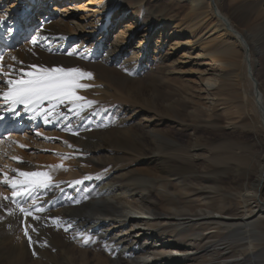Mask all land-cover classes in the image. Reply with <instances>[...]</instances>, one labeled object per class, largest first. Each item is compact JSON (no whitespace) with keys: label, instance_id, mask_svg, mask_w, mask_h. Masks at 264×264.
<instances>
[{"label":"bare ground","instance_id":"6f19581e","mask_svg":"<svg viewBox=\"0 0 264 264\" xmlns=\"http://www.w3.org/2000/svg\"><path fill=\"white\" fill-rule=\"evenodd\" d=\"M132 1L127 14L123 8L126 0H0V19L8 21L0 25L4 65L13 64L15 57L23 62L14 64L17 71L36 65L91 72L93 79L80 81L91 87L77 89V95L94 101L78 113L67 102L60 104L48 112L46 123L43 113L25 111L21 105L16 106V115L0 99V116L4 117L0 120V179L3 173L15 176L11 169L48 172L52 178L49 188L20 201L39 220L25 218L18 206L10 207L11 189L0 184V193L9 197L6 201L0 197V264H28L32 252L43 264H74L85 234L104 240L92 241L90 247L96 255L92 254L89 264H264V155L257 179L246 176L243 188L235 189L232 197L224 195L222 187L220 191L210 188L212 192L204 194L200 191L207 186L200 178L191 177L198 149L178 138L171 123L165 130L147 125L157 115L155 107L165 116L177 113L178 98L155 95L163 82L168 88L172 81L191 96L186 97L188 103L195 99L200 108L196 119L212 118L204 125L216 133L239 132L240 127H246V121L242 122L245 118L253 126L252 118L236 104L242 99L247 108L252 94L264 120V94L254 75L252 49L246 39L251 26L264 23V0H248L247 5L255 6L253 12L246 10V0ZM38 3L43 5L41 11L35 10ZM118 22L120 28L115 33L111 30ZM13 37L26 40L16 47ZM68 52L74 54L69 56ZM92 65H101L105 71L120 70L127 79H146L155 68L161 73L149 80L146 90L132 94V103L119 95L111 98L110 103L130 104L132 108L126 117L121 111L111 116L101 109L91 110L108 103L105 93L97 94L104 86ZM144 101L153 107L142 108L139 103ZM43 108H48L47 102ZM98 111L111 120L109 129L94 124ZM192 122L183 126L190 131L186 136L189 140L197 133ZM97 129L103 132H91ZM128 137L143 149L139 156L127 155L124 160V155L116 154ZM112 152L115 156L109 157ZM219 155H212L213 179L208 181L218 187L223 183V172L229 170L219 165ZM107 159L116 160L117 166H106ZM142 171H150L152 176ZM237 178L234 184L241 181V176ZM76 180L83 183L74 184ZM132 181L141 184L135 187ZM177 188L186 198L183 204V198L170 191ZM116 192H131L132 199L124 201ZM162 196L167 208L157 200ZM252 199L259 205H249ZM123 201L129 213L140 215L135 217L138 222L123 218L122 230L141 228L137 232L143 233V238L139 239L138 233L125 236L109 232L99 219L112 221L122 216ZM228 201L240 206L237 215L228 212ZM36 207L44 211L36 212ZM7 208L13 214L4 212ZM254 212L258 216L252 215ZM26 223L32 226L28 228L31 245L24 235ZM20 224L23 230L18 228ZM178 227L182 231L178 232ZM169 234L179 238L177 242ZM103 250L106 254L101 258ZM73 253L77 257L73 258Z\"/></svg>","mask_w":264,"mask_h":264},{"label":"rangeland","instance_id":"374dc122","mask_svg":"<svg viewBox=\"0 0 264 264\" xmlns=\"http://www.w3.org/2000/svg\"><path fill=\"white\" fill-rule=\"evenodd\" d=\"M249 1L246 0V10H250L251 12H253V8L255 6H249V4L247 5ZM133 1L132 0H126V2H124L123 4V8L126 9V13L130 14V10H131V6H132ZM42 3H38V5L36 6L35 10L36 11H41L42 10ZM128 8V10H127ZM130 9V10H129ZM139 19H141L139 17ZM143 21H146V19H141ZM258 23V24H257ZM256 25L251 26L249 29V32L251 33V35L246 38L248 43L251 46L252 52L250 55L251 58V63L253 65V70H254V75L256 77V79L259 82L260 85V90L261 92L264 94V23L262 22H256ZM120 28V22H118L115 27H113V29L111 31L114 30V32L116 33V31H118ZM26 39L22 38H12V44L16 45V47H20L23 43L25 42ZM95 64V63H94ZM92 71H94V73H96L98 76H100V78L102 79V82H100L104 88L100 91L97 92V94H102L105 93V99L106 101H108L107 104L103 105V106H94L91 110L94 112H97V109H101L102 111H105L106 113L108 112L109 115L114 116L117 112H122V115H125L126 117V111H131L132 108H130V104H126V105H121L119 103H113V102H109V100L111 98H117L119 95L120 97H125L127 99H129V101L132 103L133 100L135 99L132 97V94L137 91H144L147 89V85L149 83V80L151 79H157L159 74L161 73L160 71H158L155 68V71H153L152 73H150V75L147 76V78L149 79H140L139 77L133 78V79H127L125 76V74L117 69H107L110 71H105V69H103L101 67V65H92V67H90ZM154 77V78H153ZM126 78V79H125ZM113 80V81H112ZM147 80V81H146ZM129 81V82H128ZM113 82V83H112ZM115 82V83H114ZM128 82V83H127ZM174 81L170 82V85L168 88L166 87L167 85L164 84L165 82H163L160 86V88H158L156 91L155 95H160V96H164L165 98H171V99H179L181 101L180 105L178 104V108L176 107L177 113H171L169 116H165L162 113H160L159 111L156 110L155 107V111H156V116L155 118L152 119L153 122H149L147 123V125H149V127H153V125L155 127H158V129L160 130H165L166 128H170L169 124L171 123V126H175V134L178 138L183 139L185 141V143L190 144L191 149L192 148H196L198 149V154L199 156H197L195 158V173L191 175V177H198L201 179V182L204 184L203 186H207V188L203 191H200L201 193L206 194V192L211 193L212 190L210 188H220L222 187L221 191H226L224 193V195L230 196L232 197L234 195V190L239 188H243V184L245 183V177H250L253 180L257 179L258 176V170L259 168L262 166V157L264 155V126H261V124L263 125V119L261 117V109L258 105V102L256 100L255 94H252L251 89L248 87V89L251 92V96H250V101H249V105L247 108H244L243 104H241L240 100H237L236 104L241 108V111L244 112L245 114H248L250 116V118H252L253 122V126L251 127V125L248 123V119L245 118L242 120V122L246 121L245 125L246 127L241 128L240 127V131H228L230 133L227 132H219L216 133V131L214 129H212L210 126H205L204 123L207 120H212L211 117L207 116V117H197V115L199 114V107H197V104L195 103V99L192 100V103H188L187 102V98H190L191 96L188 95V92H186V90L182 89L179 90L178 89V84L173 83ZM173 87H175L174 89H172ZM138 88V89H137ZM161 89V90H160ZM171 89V90H170ZM177 89V90H176ZM169 92H168V91ZM192 90V91H190ZM189 91L194 93L193 89H190ZM132 91V92H131ZM108 92V93H107ZM160 92V93H159ZM154 96V94H153ZM140 106L142 108H152L153 106L148 105V103H146L144 101V103L140 102L139 103ZM217 113H219L221 111V107H219L217 110ZM124 113V114H123ZM241 113V112H240ZM103 113H99L98 111V116H96L94 118V124L99 125L101 127H104L106 129H109L111 127V120L109 122L108 117H103V115H101ZM242 114V113H241ZM142 116V115H141ZM140 116V117H141ZM213 117V116H212ZM192 121H194L195 123H193ZM169 122V123H168ZM189 122H192V127L194 129L197 130V133L195 134V140L194 138L189 140V138H187L186 136H188L190 134V131H187L183 128L184 125L188 124ZM134 123V122H133ZM106 125V126H105ZM197 128H196V127ZM162 129H161V128ZM251 127V128H250ZM41 128V126H39L38 128H36L35 130H39ZM30 131V130H28ZM97 131V132H94ZM93 134H97V133H101L103 132L100 129L97 130H93L91 131ZM124 141H126V143L122 144L123 149L119 150V154H116L117 156L120 155H124L123 157H126L124 160L128 159L130 157L135 158L136 156H139L141 154V151L143 149V147H141L140 145H138L137 143L134 142V140H132L130 137L126 138ZM200 149V150H199ZM26 150V149H23ZM27 151V150H26ZM140 152V153H139ZM219 153L220 155L218 156V162L220 166H227L226 169H229L227 171L223 172V176H221L223 178V183L220 184V186L218 187L215 184H208L209 179H213L212 175L210 174V169L213 167V163H214V158L212 157V155H215V153ZM114 152H112L113 154ZM110 154L109 157H114L115 155ZM126 155V156H125ZM134 155V156H133ZM104 156H107V153L104 154ZM119 156V157H120ZM121 157V158H123ZM110 162L106 163V166L109 167H116L117 166V162L114 159H107ZM106 161V160H105ZM226 172H230L229 176H226L225 173ZM135 170L132 171V174H135ZM142 174H147L152 176V174L150 173V171L148 172H141ZM237 176H241V181L237 184H234ZM133 182V183H132ZM130 182V184H134L133 186H139V184L137 181H132ZM194 182V181H193ZM137 184V185H136ZM194 184H196V182H194ZM181 188H177L174 191L170 190L172 192H176L178 193L176 195L179 196V198H183V201L180 204H183L185 202V196L183 195H179ZM120 193V194H119ZM182 194V193H180ZM116 195L121 198L124 199V201H128L130 199H132V193L131 192H126V193H121V192H116ZM212 195V194H211ZM210 195V196H211ZM217 197L219 195L215 194ZM262 197L264 199V189H263V193H262ZM193 197L191 196L190 199H192ZM194 198H198L197 196H195ZM110 199V198H109ZM157 200L159 201V204H164V206H166L167 208V203L164 201L165 198L162 197H158ZM123 201V205L121 204V207H123L124 212L123 215L120 217H116L115 220H109V218H99L102 222L105 223V227L106 230H108L109 232H121L122 235L128 236V235H134L136 233H138V229L142 230L141 228L138 229H133V230H122L123 227V223L121 222L123 220V218L125 219H129L132 221H137V219L135 218L136 216H139L140 214H134L133 213H129V207L128 204ZM211 201V199L209 200ZM111 202V201H110ZM193 202H195L193 200ZM201 203H203V201H200ZM250 204L249 205H255L256 200L252 199L249 201ZM196 204H198L197 202H195ZM228 203L230 204V206L227 208L228 212L230 214L233 215H237L239 212V205L237 204V202L233 203L228 201ZM258 204V203H257ZM8 205L10 207H16L17 205H15L12 200L8 203ZM15 205V206H14ZM195 205V204H194ZM259 205V204H258ZM182 206V205H181ZM194 208H198V207H194ZM7 209H4V212H9ZM164 209V208H163ZM252 210H256V209H252ZM164 211V210H163ZM129 213V214H128ZM256 212H254L252 215H254L255 217L258 216L257 214L255 215ZM141 220V219H140ZM147 220V219H146ZM118 221V222H117ZM115 222H117L115 224ZM18 228L20 230H23V225L20 224V226H18ZM17 228V229H18ZM18 229V231H19ZM6 231H8V229L5 228ZM170 230V229H168ZM178 232L182 231V227H178ZM138 231V232H137ZM169 232V231H168ZM143 233H138L137 237L139 239L143 238L142 236ZM17 234H14V236ZM170 235V234H169ZM91 234H85L83 235V237H81V235L79 237H81V251L78 253L80 256L78 258H76L75 260H72V262H74V264H89L90 262L88 260H90L91 258H93V255H96V253L94 252V248L90 247V245L92 244V241H96L94 239V236ZM172 236V239H175L176 242L179 238H177L174 234L170 235ZM78 237V238H79ZM85 239H88V243L85 244L84 241ZM76 240V239H75ZM97 241L102 242L104 240H100L97 239ZM96 241V242H97ZM75 242V241H74ZM210 244V243H209ZM84 245V246H83ZM86 246V247H85ZM30 250L33 251V247L29 248ZM106 251L103 250L102 254L100 255L101 258H104ZM77 253V252H76ZM76 253H73V258H75ZM32 255L34 254V252L31 253ZM77 257V255H76ZM97 257V256H96ZM32 259H30V261L28 262V264L31 262V264H39L38 262H42L41 264H43L42 259H39L36 257V254H34L32 257ZM84 259L83 261L81 259ZM87 259V260H86Z\"/></svg>","mask_w":264,"mask_h":264},{"label":"snow or ice","instance_id":"6c2138e0","mask_svg":"<svg viewBox=\"0 0 264 264\" xmlns=\"http://www.w3.org/2000/svg\"><path fill=\"white\" fill-rule=\"evenodd\" d=\"M8 23L5 19H0V25ZM11 31V29H8ZM32 43H36L35 39ZM74 53L68 52L67 55L72 56ZM13 64L4 65V56L0 55V86H4V90L0 91V99L3 100L8 110L16 115V106H23L25 111H31L45 116L47 123V115L49 111H54L60 104L67 102L72 105V109L83 110L86 107H91L94 101L87 99L84 96L77 95V89H87L91 87L89 84L80 83L81 80L93 79L91 72L84 71L78 67H39L30 65L28 70L20 68L19 71L14 67L15 63H23L12 57ZM47 102L48 108H43ZM70 109V110H72ZM4 117L0 116V120ZM39 135V133H37ZM20 147H23L20 145ZM71 147V145H69ZM67 157L62 156L61 159ZM18 163H22L17 157H13ZM15 176L9 177L7 173H3V178L0 179V184H5L11 189V199L18 207L22 215L27 218L32 217L33 220H39L40 217L33 215L30 208H25L20 205L21 200L32 199L37 190L47 189L52 183V178L48 172L39 171H21L19 169H11ZM84 179H91L85 177ZM83 180H76L74 184H82ZM0 197L8 200V196L0 193ZM39 197L37 196L36 199ZM35 201H33V206ZM36 212H43L42 207H36ZM9 214H13L9 212ZM30 224H25L24 235L28 239L29 244L33 243L32 237L29 235L28 228ZM33 231L36 229L33 227ZM85 244L88 239H85ZM35 254V253H34Z\"/></svg>","mask_w":264,"mask_h":264}]
</instances>
